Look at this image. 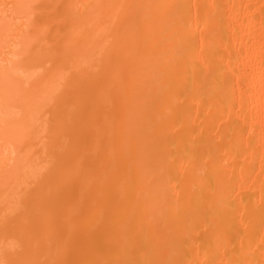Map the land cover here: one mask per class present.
<instances>
[{
  "label": "bare ground",
  "instance_id": "6f19581e",
  "mask_svg": "<svg viewBox=\"0 0 264 264\" xmlns=\"http://www.w3.org/2000/svg\"><path fill=\"white\" fill-rule=\"evenodd\" d=\"M0 264H264V0H0Z\"/></svg>",
  "mask_w": 264,
  "mask_h": 264
}]
</instances>
